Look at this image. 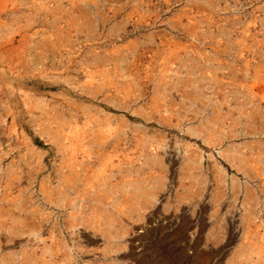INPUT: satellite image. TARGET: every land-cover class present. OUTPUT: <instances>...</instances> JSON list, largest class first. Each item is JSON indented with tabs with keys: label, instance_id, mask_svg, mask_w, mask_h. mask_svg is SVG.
<instances>
[{
	"label": "rangeland",
	"instance_id": "rangeland-1",
	"mask_svg": "<svg viewBox=\"0 0 264 264\" xmlns=\"http://www.w3.org/2000/svg\"><path fill=\"white\" fill-rule=\"evenodd\" d=\"M0 65V264H264V0H0Z\"/></svg>",
	"mask_w": 264,
	"mask_h": 264
},
{
	"label": "bare ground",
	"instance_id": "bare-ground-1",
	"mask_svg": "<svg viewBox=\"0 0 264 264\" xmlns=\"http://www.w3.org/2000/svg\"><path fill=\"white\" fill-rule=\"evenodd\" d=\"M1 65H2V64H1ZM1 65H0V66H1ZM6 68H7V67H6ZM9 69H10V68H9ZM1 70H2V69H1ZM3 70H4V69H3ZM2 72H3V71H2ZM11 72H12V71H11ZM13 72H14V71H13ZM5 73H6V72H5ZM15 74H16V73H15ZM6 76H7V74H6ZM8 77H9V76H8ZM2 78H3V77H2ZM5 79H6V78H5ZM7 80H8V79H7ZM13 80H14V79H13ZM21 84H22V83H21Z\"/></svg>",
	"mask_w": 264,
	"mask_h": 264
}]
</instances>
